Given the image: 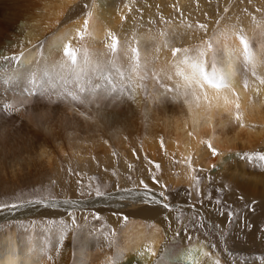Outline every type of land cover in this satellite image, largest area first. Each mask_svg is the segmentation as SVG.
<instances>
[{
  "label": "bare ground",
  "instance_id": "1",
  "mask_svg": "<svg viewBox=\"0 0 264 264\" xmlns=\"http://www.w3.org/2000/svg\"><path fill=\"white\" fill-rule=\"evenodd\" d=\"M168 1L174 3V0ZM131 2L135 3L136 0H0V57L13 55L20 56L21 53L23 54L21 57L22 73L20 74L19 78L12 83L0 82V160L6 159L8 157H14L13 155L15 153L11 151L12 148L14 149V147H12V142H14L15 136L24 135L28 136L29 139L31 138L32 140H41L42 142H45V144L46 142H52V144H56L57 151H55L57 153L54 152V149L50 148L53 150L52 153H48V155L44 156V158L46 157L48 161L47 164L51 165L50 163H53L56 166L55 163H57L61 165L63 162V157H67L70 161L72 155L70 156L63 153V146L66 147L63 145V141H69V138L62 140V138L59 137V135L62 133V135L65 134L64 132L68 124V118L66 119L67 113L65 112L67 109L64 111L61 101H57L58 103H55L45 98L25 97V93L27 89L31 87L30 80L33 78V76L40 78L42 75V70L46 64L55 60H59L62 57V47L57 46L59 37H64L65 42L70 41L74 47H80L81 45L87 47L93 56L98 53H105L107 55L105 44L111 43V41L108 39L109 32L114 33L121 42H130V40L126 37L128 34L133 33L132 31L134 23L129 21L130 19L128 18L132 16L135 17L139 13L132 11L133 9ZM157 2L159 3V1ZM182 2L185 5L181 4ZM189 3L190 0H179L178 2L176 1V6L180 8L189 7ZM126 4L128 5V9L129 6L131 7V10H128L125 7ZM146 4L144 3V11L148 13L149 10L152 9H150L151 7L147 6ZM151 5L153 6V4H150V6ZM201 5L199 9L203 10V7L205 6ZM153 9H155V7ZM167 9L168 8H166V10ZM89 11L92 13V16L89 18V32L91 35L86 37L83 41H78L75 35L76 29L82 26L83 20L86 18V14ZM165 13L168 12L166 11ZM143 15L145 16V14ZM147 16L149 17H143V21L146 23L143 24L142 22V25H140V30L146 27L145 32L144 30L143 33H141L140 30L139 33L137 31L138 37L136 38H144L140 41L141 49L145 48V45H148L146 43L144 44L143 42L151 41L147 39L149 34L156 35L158 38V34L160 32L159 30L152 31L151 26H149L151 25L149 24V21L152 20L153 13L152 15ZM192 16L193 15H191V17ZM201 16L203 17V14ZM122 17H124V19H122ZM159 20H161V18ZM256 21L259 20L256 19ZM170 26L171 27L166 28V31L175 32L179 29L183 30V28L180 27L178 20H174ZM260 27V25L252 22L251 24L248 23L243 30L244 34L249 39L254 55H258L264 51V44L262 45V42H255L254 39L250 38V35L253 32H258ZM184 28L187 29L186 27ZM189 30H191V27ZM260 30L262 33L264 28ZM173 36H175V34ZM257 39L259 40V36L256 38V41ZM261 39H264V37ZM154 43H156V41H154ZM226 44L227 47L225 48V53L230 52L232 48L239 47V41L236 40L235 37L227 41ZM158 62L155 64L157 69L167 68V66L162 65L163 63L160 64ZM258 71L260 74L264 75V67L258 68ZM174 72L175 69H171L170 74H174ZM174 80L178 81L179 78L174 76ZM234 83L239 96V100L237 102L241 105L240 110L243 113V126H241L239 121L234 119L236 111L234 103L229 104L226 109L223 100H213L211 102V106L207 109L202 106L200 109L190 110L189 106L184 104L182 100L173 101L171 99H167L155 102L152 98H150V100L145 98L144 101L146 102V110L153 113L156 118V122L159 121L160 123L158 124L160 126H158V129H161V132L163 133L162 137L164 142V147L161 148V142H157L159 138L156 137L157 140L155 138H151L147 144L150 155L155 156L159 154V151H163L165 155L167 154V156L169 155L168 158H170V155H174L179 160L181 167L178 170V173L173 171V173H171L169 172L171 170L170 169L164 173V176L162 175L159 177L156 175L160 181L158 187L155 184L156 188L154 187V184L151 183L153 181L149 182L148 178L147 180L144 179L147 181V184L149 185V188L152 190V192L156 193V197L154 198H159L158 194L161 191L166 190L162 189L160 185H167V188L169 186H173V190L177 191H186L187 188L192 185L193 181L190 179V175H196V173L190 172L188 167V161L190 158L192 168L197 169V167H200L201 170L207 173V178L205 177L206 179H211L213 182H217L215 184L216 188L226 185L227 187L223 190H225L227 193L229 192V196H242L252 203H258L260 206L261 204L264 205V175L261 174L264 170V159L261 158L264 157V86L256 85L255 82L251 81L250 79V85L260 87V92L257 94L253 90L252 86H250L248 91H245L242 86V78L239 76L236 78ZM149 94L151 95V91ZM143 97L144 95L139 90H137V112H141L140 108L142 104L140 105V108L139 104L144 102H141ZM229 100L235 101L236 98L229 94ZM5 102L13 103L17 107H20L21 102H23L25 106L21 108L20 111H13L11 114H9L3 110V104ZM100 109L106 111L107 117L108 115H112L114 110L111 108L110 104H108L106 107L101 105ZM194 112L199 118V123L193 122ZM10 117H13L14 119L12 118L10 122H7ZM145 124L147 123L145 122ZM132 128L133 127L126 129ZM190 132L192 135H189ZM158 135L159 133L157 136ZM160 135L158 137H161ZM29 139L28 142L33 144L31 143L32 140L30 141ZM161 140L159 139V141ZM98 141L100 140H97V142ZM202 141L210 142L212 147L216 150L217 154L215 155L216 158L214 160H207V156L209 155L210 157L212 152L208 145L206 143H202ZM20 142H23V140ZM77 142L79 144L83 141ZM42 144L44 145V143H41V145ZM81 144L83 145V143ZM98 144L99 143H97L95 147L93 146V148L88 150H86V148V151L84 150L85 146L83 145L82 149L79 147V144L77 147L81 148L82 151L85 152L80 153L81 149L79 150V153L77 151L75 154V160L81 162L79 155H81V157L83 156L87 158L91 155L95 156L98 153L101 154L104 152V150L109 151V142L99 145ZM89 145L92 147V144ZM126 145L128 146L129 144ZM24 146L25 145H23V147ZM19 147L20 146H18L17 149ZM53 147H55V145ZM115 148H117V146ZM256 148H259L261 151L259 155L258 153L251 154V150ZM66 149L67 147L64 148V151ZM23 150H25V148ZM45 151L43 152L44 155L47 154ZM53 152L55 153V156ZM159 156L161 157V154ZM163 159H165V157H163ZM167 160L169 162V159ZM18 161H20V159ZM41 161L42 160H40L39 163H41ZM213 162H216L217 165L214 170H211L210 167L212 166ZM22 163L24 164V162ZM10 167L8 166V168ZM124 168L127 169L125 166ZM152 170H150V173ZM139 173L138 175H140ZM12 177L10 178L11 180ZM139 181L134 183V186H131V184H129L127 181L126 183H123L122 181L125 186L121 189H135L137 191H143V189L139 187ZM77 201L78 204H76L77 202L75 201L74 205H78V208H80V215L82 219L79 221V230L75 235H66L63 244L60 246L59 254H56L53 250L57 245L59 233L55 231V229L51 227L48 222H35L34 218L31 217L34 215L52 217V215L56 214L57 212L60 214V211H53L49 208L45 209V206L26 204L24 207H18L16 209H9L1 212L0 222L11 220L14 223L17 222V220L19 222L26 219L29 220V223L26 226L28 229L23 230H15L16 224L11 227L14 230H11L10 227L0 228V264H9V260L13 256L17 260V264H33V261H36V264H110L109 258L113 257L118 252L123 253L120 264H182V258L190 248L196 249L193 254L195 264H217V262H219V264H244L240 261H238V263L235 261L231 262L227 257V253L221 249L220 243L216 242V240L214 241V239H211V236H208V231H206L205 235H202V233H193L189 230L191 233V241H189V239L186 238L187 233L180 231L181 223H183L185 220H179L180 222L178 223L177 218H180V213L177 211V209L172 210L171 206L169 209H165L159 204H145L141 202L142 197L129 199L127 192H118L117 190H115V192L113 191V193L109 194L105 198H96L93 196L87 199L81 198ZM166 202L168 203L169 201ZM60 204L63 203H59V206ZM65 205L66 204H64V206ZM210 206L212 209L211 211L214 214L213 218H209L210 220H208L207 217H210L211 213L205 214V217L208 220L206 222L209 227L216 228L217 224L225 227L230 223H225V220L227 219L226 216L221 217L219 214H215V212H219V209L214 204V202H210L208 207L210 208ZM69 207L67 208L69 209ZM32 208H36V210ZM70 208L74 207L72 206ZM96 209H100L103 212H108L109 215L106 214L102 220L94 219L90 211ZM60 215L63 216L64 213L61 211ZM90 215L92 217H90ZM122 217H126V219H123ZM252 217H250L247 222L244 223L250 222L249 220ZM251 222H254V220L252 219ZM257 222L258 221H255L254 223L257 224ZM232 224L225 229L229 231L232 228L231 232H233L235 227H232ZM252 226L253 230L257 227L255 225ZM243 231H245V229ZM105 237H108V240H106ZM249 239L254 240L251 235L249 236ZM109 240L112 242L111 247L109 246ZM263 241L264 233L261 235L259 242H257L258 246L262 244L263 247L261 249L264 251ZM45 244L49 246V250L53 256L52 261H48L45 257H41L39 260H37L39 253H33L32 251L34 245L38 249L43 247ZM148 248H151L153 252L157 253V255H150L146 251ZM238 248L241 249V247H237V249ZM201 250L207 252L208 255L202 256ZM140 253H143V255H140ZM252 254L254 255V252ZM236 260L238 259L236 258ZM183 264H192V262L184 260ZM253 264H255V262Z\"/></svg>",
  "mask_w": 264,
  "mask_h": 264
},
{
  "label": "rangeland",
  "instance_id": "2",
  "mask_svg": "<svg viewBox=\"0 0 264 264\" xmlns=\"http://www.w3.org/2000/svg\"><path fill=\"white\" fill-rule=\"evenodd\" d=\"M157 1H159L160 4ZM176 1L178 2L179 0H174V3L170 2L168 0H155V1H153V0H136L135 3L131 2V4H132L131 6L133 9L132 11H134L135 13L136 12L137 13L139 12V13L135 17L132 16V17L128 18V19H130L129 21L134 23V27H133V31H132L133 33L128 34L126 38H128L130 40V42L131 41L134 42V38L138 37L139 30L141 29L140 25H142V22H143V24L146 23L145 21H143V17L147 18V17H149L147 15H152V13H153L154 19L152 18V20L149 21V24H151L149 26H151L152 31L153 30H155V31L159 30L160 32L165 31L167 27L168 28L171 27L170 25L172 24V22L174 20H178L179 25L181 28H183V30L179 29L175 32L174 31H168L169 35L167 38L170 41L171 46L172 47H180V48H187V47L188 48H194L195 46L200 44L202 39L203 40L207 39V36L208 37L211 36L215 31H217L218 29H223L225 26L235 25L238 29L242 28L244 30L246 25L248 23L251 24L253 22L252 21L253 17H255V19L262 22L260 24V26L262 28L260 27L258 32H253L250 35V38L254 39L255 42H260V43L262 42V45L264 44V39H261L264 37V30H262V33L260 30V29L264 28L263 27L264 26L263 25L264 24V22H263L264 21V0H190L189 7H183V8L176 6ZM144 3L145 4L147 3L146 5L151 7L150 9H152V10H149L148 13H146V11H144L145 10ZM133 4H134V6H133ZM150 4H153V6L152 5L150 6ZM181 4H184V3L182 2ZM200 5L205 6V7H203V10L199 9ZM154 7H155V9H153ZM171 7H172L173 12L171 11ZM166 8H168V9L166 10ZM187 8H189L190 10ZM204 8H206V9H204ZM225 8L228 9L227 13L224 12ZM129 9H131L130 6H129ZM157 9H158V11H157ZM197 9L202 11V12L198 11ZM150 11H152V12H150ZM164 11L165 12L167 11L168 13H165ZM195 13L197 16L195 15ZM143 14H145V16ZM200 14L201 15L203 14V17ZM138 15L140 18L138 17ZM191 15H193V16L191 17ZM161 17H163L164 21H171V24H166V23L162 22L161 20H159ZM153 20H154V22H153ZM217 20L220 21V24H216ZM158 21H160V22H158ZM152 23H155V24H152ZM197 23H203V24L208 25V29H207L208 33H205L204 31L198 30V29L195 30L196 29L195 25ZM189 25H192L191 30H189L190 29V27H188ZM184 27H186L187 29H185ZM145 28L146 27H144V29L140 30V32L143 33V30L145 32V30H146ZM134 29H135V31H134ZM137 31H138V33H137ZM255 31H257V30H255ZM173 33L175 34V36H173L174 35ZM202 33H203V35H202ZM209 33H211V34H209ZM258 36H259V40L257 39V41H256V38H258ZM143 43L144 44L146 43L148 45H145V48L142 49V53H141L142 56H144V55L156 56L157 55V53L153 50V48H155V45H154L155 43L153 40L148 41V42H143ZM151 45L152 46L154 45V46L152 47ZM164 50H166V49L161 50L162 53L160 52L158 54V56L160 58L158 59L159 62L158 61L157 62L160 64L163 63L162 64L163 66H168L166 61L171 60V52L168 49L166 51H164ZM163 53L164 54L166 53V54L164 55ZM145 98L150 100L151 95L149 94L148 96H144L142 98L141 102H143L145 100ZM56 102L57 101H55V103ZM64 103L65 102H62L64 111H65V109H67L65 112L67 113L66 119L68 118L67 119L68 124H67V127H66L65 132H64L65 134L62 135L63 134L62 133L61 134L62 136L59 135V137H61L62 140H66L67 138H69V141L68 140L63 141V145H65L67 147V149L64 151V148H66V147L63 146V153L66 155H70V156L72 155L70 161L67 157H63L62 158L63 162L61 163V165L55 163L56 164V166H55L53 163H50L52 165L51 166V165L47 164L48 161H47L46 157L44 158V156L48 155V153H52V151H53L52 149H54V152L57 153L56 152L57 151L56 150V144H52V142H49V143L46 142V144H45V142H42L41 140H40L41 142L37 139H35L36 140L35 141L34 139L33 140L31 138L29 139L28 136H24V135L15 136V138H14L15 140H14V142H12V144H13L12 147H14V149L12 148V150H11L15 153L13 155L14 157H8L6 159L0 160V165H2V166H0V172L2 173V174L0 173L1 174L0 177L2 178V179L0 178V204L9 203V202H16V195L18 193H29L30 195L25 196L24 199H32L33 196L31 194L34 192V190L35 189H43V188H49L52 192V195L56 198L57 201L73 200V201L77 202L76 204H78L77 200H79L81 198L87 199L89 197H93L94 195H91V196H89L87 194H85L83 196L79 195L78 194L79 186L76 183L77 179H81L82 184H84V185H90L92 188L99 186L103 190H105L108 194H111V193H113V191L115 192V190H117L118 187L123 188L125 186V184H123V183H126V181L129 184H131V186H134L135 185L134 183H136L137 181H139L141 179L147 180V178H148V181L151 182L153 175L154 176L157 175L159 177L162 175L164 176V173L166 171H169L170 169L171 170L169 172H171V173H173V172L178 173L179 172L178 170L181 168L180 162L174 155H170V158H168L169 155L167 156V154L165 155V153L163 151H159L158 152L159 154H157L155 156H151L150 152L148 151L149 149H148L147 144H148L149 140H151V138L156 139V137L159 138L160 140L161 139L163 140V137H162L163 133L161 132V129H158L160 127L158 125V124H160L159 121L156 122V118L153 115V113L148 112L146 110V106H145L146 102L145 101L143 103L139 104V108H140V105L142 104V106L140 108L141 112H139V111L137 112L138 106H137L136 98H135V100L125 99L124 102H117L115 104L109 103L111 108L114 110H113V114L108 115V117H107L106 111L100 109V107L97 108L96 105H92L89 108V107L80 106V105L73 107L71 105H68L67 103L66 104H64ZM128 103H129V105H128ZM66 106H67V108H66ZM81 113H84V115H81ZM136 113H138L139 115ZM141 113H143V114H141ZM105 116H106V118H105ZM12 118L13 117H10V119L7 122H10V120ZM104 118L107 122L104 120ZM145 122L147 124H145ZM104 123H106V124H104ZM114 125L117 127H115ZM125 127L126 128H131V127L134 128L135 127V128L133 130V128L132 129H126ZM148 129H149V131H148ZM135 130H136V132H135ZM132 131L134 132V134ZM87 133H88V135H87ZM158 133H159V135L161 134L160 135L161 137H158L159 135L157 136ZM131 134L133 135V137ZM82 135H84V136H82ZM134 135H136V136H134ZM19 136L21 137V139ZM79 136H80V138H79ZM148 136H149V138H148ZM16 139H18V140H16ZM28 139L30 141L32 140L31 143H33V144L35 143V144L34 145L30 144V142H28ZM159 139L158 140L156 139L157 142H161V141H159ZM22 140H23V142H20ZM97 140H100V141L97 142ZM77 141H80V142L83 141L81 143H83V145L85 146L84 150L86 148H87L86 150L93 148V146L96 142L99 144L109 142L110 143L109 144V151L104 150V152H102L101 154L98 153L97 154L98 156L97 155H95V156L91 155L87 158L83 157V156L81 157V155H79L80 156L79 159L81 158L80 159L81 162L79 161L80 162L79 163L78 161L75 160L76 159L75 154L77 153V151L79 153V150L83 147V145L81 143H79L80 144V146H79ZM90 142H92V143H90ZM127 142H129V143H127ZM21 143H22V145H21ZM41 143H44V145L43 144L41 145ZM47 143H48V145H47ZM97 143L95 144V146L97 145ZM89 144H92V147H90ZM126 144H129V145L127 146ZM14 145H16V146H14ZM23 145H25L27 148L25 146L23 147ZM54 145H55V147H53ZM86 145H88L89 147ZM18 146H20L21 148L19 147L17 149ZM77 146H79L81 148H79ZM116 146H117V148H115ZM15 148H16V150H15ZM24 148L26 151L23 150ZM50 148H52V149H50ZM40 149L43 151H41ZM69 149H72V150H69ZM82 149H81L80 153L83 152ZM44 151L47 152V154L44 155L43 154ZM260 152L261 151L259 148L251 150V154H257L258 153V155H259ZM55 153H54V156H55ZM19 154L21 155V157ZM160 154H161V157L159 156ZM163 157H165V159H163ZM215 158L216 157L213 154L210 155V157H209V155L207 156V160H214ZM19 159H20L21 163L24 162V164L23 163L21 164L20 161H18ZM83 159H85V160H83ZM167 159H169V162ZM40 160H42L41 163H39ZM150 161H154L160 165L159 171L155 170L152 167V165L149 163ZM174 161H178V163H174ZM121 162H123V163H121ZM31 165H33V166H31ZM123 165L127 169H125ZM216 165H217L216 162H213L210 169L214 170L216 168ZM8 166L9 167L11 166V167L8 168ZM129 166H131V167H129ZM165 166H166V168H165ZM69 168H71L74 172H81L84 175L82 177H77L75 175H69L68 174ZM197 169H201V168L197 167ZM150 170H152L151 173H150ZM139 172H141V173H139ZM8 173H9V175H8ZM138 173L140 175H138ZM12 174H14V175H12ZM206 174L207 173L204 172L203 170L196 173V175H198L201 178L199 186H200L201 193H202V195L200 197V200L203 201L202 204L197 202V197L195 195V189H192L191 197H189V195L187 194V190L192 185L189 186L186 191H179L178 190L179 191L178 192L177 190H173V186H169L166 190H164L166 192V195L169 197V199L167 201H169L168 203L170 204L172 210L177 209V211L180 213L179 220H181V221L185 220V218L191 219L193 216H196L198 213L199 215L197 216L196 221H194L193 223L202 224V226L197 228V227H193L192 225H189V230L193 233H200V234L202 233V235L203 234L205 235L206 231H208V236L209 237L211 236L210 237L211 239H214V241L216 240V242L220 243L221 249L227 253V257L231 262L235 261L238 263V261H240L244 264H253L255 262V264H260V262L256 261L254 259V257L256 255H264V251L261 249L263 247L262 244L260 245L261 247L257 245V242H259L261 235L264 233V205L261 204V206H260V204H258V203H252L251 201H249L246 198H243L242 200L238 199V197H241V196H235V195L229 196L228 195L229 192L227 193L225 190H223L224 189L223 186H219L218 188H220L221 191L217 192L216 191L217 188L215 187L216 186L215 184L217 182H213V180L210 179L211 183H209V180L206 179L207 178ZM261 174L264 175V170ZM4 175L5 176L7 175V176L5 177ZM8 176H9V178H8ZM139 176H140V178H139ZM11 177H12L13 181L10 179ZM89 177H95V179L90 180ZM129 177H131V179H129ZM10 180H11V182H10ZM52 181H56V183L53 185ZM122 181H123V183H122ZM263 181H264V176H263ZM145 182L147 183V181H145ZM151 183L154 184L153 182H151ZM156 185L154 184L155 188H156ZM158 186L159 185H157V187ZM205 194H211L213 201L215 198H220L222 201H226L228 204H230L232 206V211L235 213V215H234L232 221L228 225H226L225 227L221 225L220 228H217V227L211 228L208 226L206 221L213 218L214 214L212 213L211 210L208 209L209 208L208 204H210V201L205 198ZM70 204H68V205L70 207L73 206L74 208H70L66 204L67 206L66 205L65 206H66V209L68 211L65 209L64 204H60V206L58 205V207H56V208H53L51 206H45L44 207L45 209L49 208L50 210L52 209L53 211L54 210L60 211V214L62 211V213H64L63 216L58 214V212H57L56 214L52 215V217H50V216L46 217V216H41V215L35 216L34 215L31 218H34L35 222L36 221L37 222L38 221L48 222V224L50 226H51L50 222L58 223L60 221H63V222H67L70 224L71 218L69 217L68 213L71 212V213H73L72 218H75L77 223L74 226H72V230L67 235H75L79 230V221H81L82 219H81V215H80V208H78V205H74L75 203H70ZM190 204H195L196 207L193 209L190 207ZM61 205H63V206H61ZM246 205H249L251 210L248 209L249 207H246ZM67 207H69V209ZM199 208H200V210H199ZM32 209L36 210V208H32ZM5 210H9V209H5ZM1 212H3V211H0V213ZM90 213H92L91 214L92 216L98 215L99 220H102L106 214L109 215L108 212H103L100 209L99 210L98 209L91 210ZM207 213H211V216H212V217L211 216L207 217L208 220L205 217V214H207ZM215 214H218V212H215ZM91 215H90V217H92ZM36 217H38V218H36ZM250 217H252L249 220L250 222L244 223V222H247V220ZM237 219H239V220H237ZM252 219L254 220V222L258 221L257 224L254 222H251ZM234 220H235V222H234ZM236 220H237V222H236ZM213 221H215V220H213ZM2 222H0V228H8V227L11 228L14 224H16L15 230H23V229H28V227H26V226L28 225L29 220L25 219L24 221L21 220L19 222L17 220V222H14V223L11 220L2 221ZM231 224H232V227H235L233 229V232H231L232 228L229 231H227L225 229ZM249 224L251 225L250 228L246 226ZM252 225H255L257 227L254 228V230H253ZM12 229L13 228H11V230ZM244 229H245V231H243ZM250 235L254 238V240L249 239ZM263 243H264V241H263ZM237 247H241V249H239V248L237 249ZM255 249L257 250V252ZM253 252H254L255 256L252 254ZM236 258L238 260H236ZM252 260H253V262H252Z\"/></svg>",
  "mask_w": 264,
  "mask_h": 264
},
{
  "label": "snow or ice",
  "instance_id": "3",
  "mask_svg": "<svg viewBox=\"0 0 264 264\" xmlns=\"http://www.w3.org/2000/svg\"><path fill=\"white\" fill-rule=\"evenodd\" d=\"M125 7L127 8L128 5L126 4ZM224 12L227 13L228 9L225 8ZM91 16L92 13L89 11L83 20L82 26L76 29L75 35L78 41H83L91 35L89 32V18ZM161 21L171 24V21H164L163 17H161ZM253 22L257 25L262 23L256 21L255 17H253ZM216 24H220V21L217 20ZM189 27H192V25H189ZM195 28L207 33L208 25L197 23ZM168 35V31L165 30L159 32L158 38L156 35L151 34L147 37L149 40L156 41L154 51L157 54L162 49H168L171 52V60L167 61V68L160 69L155 67L159 59L158 55L142 56L140 41L144 38H134V42H121L114 33L109 32L108 39L111 43L105 44L107 55L98 53L93 56L87 47L83 45L74 47L70 41L65 42L64 37H59L57 46L62 47V57L46 64L40 78L33 76L30 80L31 87L27 89L25 96L45 98L53 102L62 101L73 107L80 105L89 108L92 105L97 107L103 105L106 107L109 103L124 102L125 99L135 100L137 90L144 96H148L151 91V98L155 102L167 99L173 101L182 100L184 104L189 106L190 110L200 109L202 106L207 109L211 106L213 100H223L226 109L229 104H235L234 119L243 126V113L240 110L241 105L237 102L239 96L234 82L239 76L242 78V86L245 91H248L250 86H252L257 94L260 92V87L250 85V79L256 85L264 86V75L258 71V68L264 67V51L254 55L249 39L244 34L243 29H238L235 25L218 29L194 48L172 47L167 38ZM233 37L239 41V47L232 48L230 52L225 53L226 42ZM22 56L23 54L21 53L20 56L0 57V82L12 83L19 78L22 73ZM171 69H175L174 74H170ZM174 76L178 77L179 80L175 81ZM229 94L235 97L236 100L230 101ZM24 106L23 102H21L20 107L13 103L5 102L3 110L11 114L13 111H20ZM81 115H84V113H81ZM193 122L199 123V118L195 112L193 114ZM189 135H192V133L190 132ZM202 143L208 145L213 155L217 154L210 142L202 141ZM163 147L164 142L161 140V148ZM261 158L264 159V157ZM149 163L155 170L159 171L160 165L158 163L154 161ZM174 163H178V161H174ZM188 167L191 173L202 171L201 169L192 168L190 158ZM68 174L77 177L84 175L81 172H74L71 168L68 169ZM89 179L94 180L95 177H89ZM190 179L194 183L187 190V194L191 197L192 189H195L197 202L202 204L203 201L200 200L202 193L199 186L201 178L198 175L191 174ZM152 181L154 184H160L159 179L154 175L152 176ZM55 183L56 181H52L53 185ZM76 183L79 186L78 194L81 196L87 194L89 196L94 195L96 198H105L109 195L99 186L92 188L90 185L82 184L81 179H77ZM209 183H211V180H209ZM160 186L162 189H167V185ZM139 187L143 191L121 189L119 187L117 191L127 192L129 199L142 197V203H155L165 209L170 208V204L166 202L169 197L165 191H161L158 194L159 198H154L156 193L152 192L143 179L139 181ZM223 187L226 188L227 186ZM216 191L220 192L221 189L217 188ZM28 195L30 194L18 193L16 202L0 204V211L24 207L26 204L56 208L59 203H75V201L70 200L57 201L49 188L35 189L31 194L33 196L32 199H24ZM205 198L210 202H214L219 209L218 214L221 217H227L225 223L232 221L235 213L232 211L230 204L220 198H215L213 201L211 194H205ZM238 199L242 200L243 197H238ZM190 207L194 209L196 205L190 204ZM246 207L251 210L249 205H246ZM209 210H212L211 206ZM68 215L71 218L70 224L63 221L58 223L50 222L55 231L59 233L57 245L53 249L56 254H59L60 246L63 244L66 235L72 230V226L77 223L76 219L72 218L73 213L69 212ZM198 215L197 213L191 219L185 218V221L181 223L180 231L187 233L186 238L189 241H191L189 225L197 228L202 226V224L193 223ZM93 218L98 220L99 216L93 215ZM122 218L126 219V217ZM177 222H180L179 218H177ZM246 226L251 227L250 224ZM216 227L220 228L221 225L217 224ZM105 239L108 240V237H105ZM109 246H112L110 240ZM32 251L33 253H39L37 260L41 257H45L48 261L53 260L47 244L38 249L34 245ZM146 251L150 255H157L151 248L146 249ZM195 251L196 249H188L182 258V264L184 260L195 264L193 257ZM140 255H143V253H140ZM201 255L207 256L208 253L201 250ZM122 256L123 253L118 252L113 257H110V264H120ZM254 259L260 264H264V255H256ZM9 264H17L14 256L9 260ZM33 264H36V261H33Z\"/></svg>",
  "mask_w": 264,
  "mask_h": 264
}]
</instances>
